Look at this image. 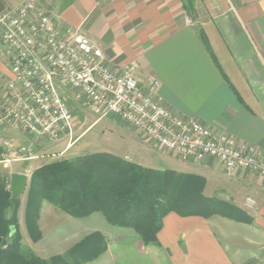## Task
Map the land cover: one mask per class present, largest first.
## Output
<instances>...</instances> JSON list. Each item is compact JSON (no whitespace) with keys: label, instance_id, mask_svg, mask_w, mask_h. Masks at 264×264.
I'll return each instance as SVG.
<instances>
[{"label":"crops","instance_id":"1","mask_svg":"<svg viewBox=\"0 0 264 264\" xmlns=\"http://www.w3.org/2000/svg\"><path fill=\"white\" fill-rule=\"evenodd\" d=\"M2 2L5 9L13 10L25 0ZM37 2L54 6L53 16L57 22L63 27L79 29L103 52L110 67L137 62L138 79L146 86L149 76L156 78L160 86L153 93L154 99L178 118L196 120L217 134H226L240 144L264 150V0ZM201 32L213 56L204 45ZM3 54L5 48L0 51V92L10 75ZM82 104L83 110L90 108L73 101L75 110ZM108 118L121 125L122 137L132 140L140 150L161 154L175 167L174 171L204 177L205 196L233 203L247 211L252 221L183 218L170 213L163 219L157 244L146 246L138 235L105 239L107 251L94 262L84 264H264L263 178L241 169L228 174L213 158L201 163H182L176 156L160 152L144 141L123 121ZM101 119L98 117L94 123ZM91 126L76 139L73 135L71 141L66 139L55 144L10 130H0V140L7 138L20 145L36 147L41 157L66 154L76 157L81 155L70 152ZM119 157L155 170L129 155ZM25 163L30 165L25 166ZM37 163L15 162L13 167L18 170L9 172L11 181L14 174L26 175L28 168ZM247 198L255 200L253 209L246 207ZM44 207L55 209L47 203ZM44 207L40 217L44 215ZM24 210L21 206L18 213L21 224ZM98 217L103 216L95 213L83 221ZM20 229L23 234L22 226ZM95 231L105 235V230L89 229L83 237ZM80 240L71 238L69 248Z\"/></svg>","mask_w":264,"mask_h":264},{"label":"built area","instance_id":"2","mask_svg":"<svg viewBox=\"0 0 264 264\" xmlns=\"http://www.w3.org/2000/svg\"><path fill=\"white\" fill-rule=\"evenodd\" d=\"M0 40L10 75L0 92V130L32 136L55 144L74 135L77 112L73 101L113 117L134 128L160 152L182 163L217 160L226 173L246 170L264 179V150L217 134L193 119H180L158 103L153 93L160 82L138 79L140 66L129 62L108 65L79 29L61 26L37 0H25L0 14ZM0 149L20 156L14 161L39 158L36 147L0 140ZM55 157L56 155L43 156ZM10 162V160L6 161ZM256 202L247 198L246 207Z\"/></svg>","mask_w":264,"mask_h":264},{"label":"trees","instance_id":"3","mask_svg":"<svg viewBox=\"0 0 264 264\" xmlns=\"http://www.w3.org/2000/svg\"><path fill=\"white\" fill-rule=\"evenodd\" d=\"M200 35L213 56L205 34ZM205 186L204 177L169 169L154 170L106 152L55 160L32 175L26 223L37 231L41 207L46 201L76 219L101 213L111 225L133 229L146 246L157 244L163 219L170 213L205 219L219 215L251 223L247 211L205 196ZM19 207L20 198L14 200L12 191L0 179V264H82L95 261L107 251L101 235L93 234L67 255L42 260L22 244ZM9 210L12 214L7 217Z\"/></svg>","mask_w":264,"mask_h":264},{"label":"rangeland","instance_id":"4","mask_svg":"<svg viewBox=\"0 0 264 264\" xmlns=\"http://www.w3.org/2000/svg\"><path fill=\"white\" fill-rule=\"evenodd\" d=\"M59 3L60 2H58L57 0V4ZM39 6H42L45 9L49 10L51 14H55L56 9L53 8L54 6L52 5L50 6L42 3H39ZM4 48H5L4 44L0 40V51L3 52ZM2 57L4 64L8 67L6 54L5 55L3 54ZM83 109H84L83 104L80 105L79 108L76 107L77 117H76V125L74 127L75 139L84 130H86L89 126H91L98 119V117L101 116V112L94 108L90 107L85 110ZM116 122L117 121L107 117L94 123L88 129V131H86V133L75 142V146L73 150L70 152V154L87 155L97 152H106L118 156L129 155L134 160L136 161L140 160L148 164L149 166L155 168V170L158 171H166L168 169L174 170L175 167L171 165L161 154L157 153L156 151H151L149 149H147L148 151L146 149L140 150L138 147H136L135 143L132 140H130L127 137H122L120 134V130L122 129V127L120 124ZM10 132H14V131L10 130ZM36 155L39 158L33 160H27L28 162L31 161L38 163L35 166L32 165L33 167L31 166L30 168H28L29 171L27 170L28 172H25L26 175L28 176V185L25 193L20 197L19 209L21 208V206H24L25 213H24V219L22 218L23 221L22 224L19 223V218H18V228H19V233L22 236V244L25 248H29L33 253L38 255L40 259L48 261L56 256L67 255L72 249H74L78 244H80L84 239L87 238V237L84 238L83 235L87 233L89 229L105 230L103 231L105 234L104 236L101 234V232L99 233L95 231V233H93V234H100L104 240L117 239V237H121V236L133 237L138 235L133 229L122 228L111 225L101 213L100 214L103 217H98L99 219H96L97 218L96 217L95 219L92 220L88 219L87 221L86 220L83 221L84 218L82 219L73 218L67 215L66 213L60 211L57 207L46 201H44L42 204L40 216L45 203L54 206L55 209L53 210L51 208L48 209L44 207V215L42 217L39 216L37 222L38 225L37 231L35 230V227L33 228L29 226L26 223L25 214H26L28 194H29L33 173L46 163L55 160L65 159V158H72L70 156H67V154L61 157H56V156L41 157L39 154ZM19 157L20 156H17L16 154L10 155L7 152H4L2 149H0V179H3L4 182L7 184L8 191H12L11 178H10L11 175L9 172H15L18 170L13 166L15 162H18L14 160H17ZM8 160H10V162H6ZM29 165H30L29 163H25V166H29ZM176 172L179 173L178 171ZM11 214L12 212L10 210L6 212L7 217H10ZM190 217H197V216H190ZM214 217H222V216L214 215L206 219L202 217H198V218L207 220ZM183 218H189V217H183ZM21 226L24 230L23 234L22 231H20ZM73 235L76 236L73 237ZM71 238L72 240H79L81 238L80 243H78L76 246L72 248H69V246L71 245ZM106 240L105 243L107 244ZM87 263H91V262H87Z\"/></svg>","mask_w":264,"mask_h":264},{"label":"water","instance_id":"5","mask_svg":"<svg viewBox=\"0 0 264 264\" xmlns=\"http://www.w3.org/2000/svg\"><path fill=\"white\" fill-rule=\"evenodd\" d=\"M5 10V5L0 0V14ZM28 185V176L24 174H14L12 176L11 186L13 199H19L26 191ZM14 231V229H12ZM1 242V240H0Z\"/></svg>","mask_w":264,"mask_h":264}]
</instances>
